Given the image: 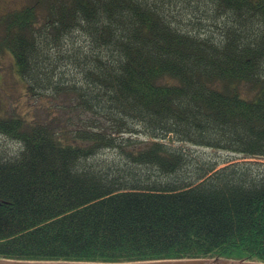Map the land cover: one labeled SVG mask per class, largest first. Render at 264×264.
I'll return each instance as SVG.
<instances>
[{
    "label": "trees",
    "instance_id": "16d2710c",
    "mask_svg": "<svg viewBox=\"0 0 264 264\" xmlns=\"http://www.w3.org/2000/svg\"><path fill=\"white\" fill-rule=\"evenodd\" d=\"M0 30L55 112L0 120V260L264 263V0H34Z\"/></svg>",
    "mask_w": 264,
    "mask_h": 264
},
{
    "label": "rangeland",
    "instance_id": "374dc122",
    "mask_svg": "<svg viewBox=\"0 0 264 264\" xmlns=\"http://www.w3.org/2000/svg\"><path fill=\"white\" fill-rule=\"evenodd\" d=\"M34 0H0V18L8 13L22 10ZM45 14V10H41ZM1 33V30H0ZM61 104V101H57ZM52 99L48 97H33L28 91L27 84L19 76L15 68V62L11 55L0 54V120L10 117L28 118L35 122H43L51 119L54 114L48 110ZM59 114V113H58ZM63 116V115H61ZM176 147L186 148L195 158L223 159L227 155L212 150H205L180 143H174ZM18 145L0 136V153L14 152ZM264 162V160H260Z\"/></svg>",
    "mask_w": 264,
    "mask_h": 264
},
{
    "label": "water",
    "instance_id": "95a60500",
    "mask_svg": "<svg viewBox=\"0 0 264 264\" xmlns=\"http://www.w3.org/2000/svg\"><path fill=\"white\" fill-rule=\"evenodd\" d=\"M0 264H103V263H81V262H21L0 260ZM126 264H264L258 262L232 261L225 259H188V260H164L153 262H136Z\"/></svg>",
    "mask_w": 264,
    "mask_h": 264
}]
</instances>
